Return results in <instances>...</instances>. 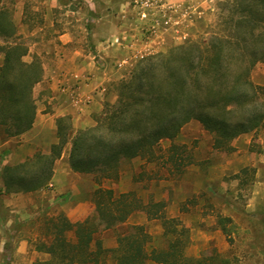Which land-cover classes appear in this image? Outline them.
<instances>
[{
    "label": "trees",
    "instance_id": "1",
    "mask_svg": "<svg viewBox=\"0 0 264 264\" xmlns=\"http://www.w3.org/2000/svg\"><path fill=\"white\" fill-rule=\"evenodd\" d=\"M0 53V133L12 137L32 126L33 89L44 68L41 57L29 52L7 7H0ZM258 62L264 63V0H222L215 27L206 38L138 60L116 84V100L104 103L93 125L73 131L68 117L57 118V143L48 153L37 151L3 166L0 193L32 192L46 186L67 143L70 168L94 174L97 183L116 179L123 160L156 159L159 142L173 141L191 120L213 134L214 148L229 150L235 136L264 129L262 87L251 79ZM92 202L90 220L73 222L63 213L43 217L45 238H39L35 247L49 258L33 264H104L109 251L114 264H236L215 249L209 255H186L183 226L177 230L176 218L150 214L149 209V217L160 218L163 234L169 236L165 246L148 249L151 236L145 226L129 225L117 233L115 247L104 248L96 234L118 227L139 203L130 192L115 194L101 186L94 189Z\"/></svg>",
    "mask_w": 264,
    "mask_h": 264
},
{
    "label": "rangeland",
    "instance_id": "2",
    "mask_svg": "<svg viewBox=\"0 0 264 264\" xmlns=\"http://www.w3.org/2000/svg\"><path fill=\"white\" fill-rule=\"evenodd\" d=\"M39 1L29 0L28 3L29 23L33 26L41 23L39 14L31 9L32 6H37ZM98 1L97 13L93 12L87 17L84 14L85 6L89 5L86 0H58V6L53 8L51 14L54 30H73L74 43L88 48L92 43V26L98 31L100 38L106 36L103 39L105 44L112 40L110 33H107L111 27H115V34H119L123 42L127 37L133 39L130 34L134 35L136 30L140 31L142 39H146L154 34L155 31L150 34L148 28L152 23L156 26L158 18L165 27L173 29L174 36L177 34V28L184 30L188 26H194L196 29L192 35L183 36L179 33L178 42H169L162 49L142 55L138 58L140 60L150 54L165 52L171 46L206 38L209 31L215 27L222 0H141V3L150 1L146 5L149 15L147 21H141L136 9H133L136 1L140 0L111 1L106 19H101L100 14L106 12L107 6L101 0ZM115 12H121V16L117 17L118 13ZM163 31L167 33L166 29ZM38 34L25 38L31 49H34L31 45L33 42L37 45V51L48 50L51 46L49 43L56 45L55 37L48 36L46 39L43 34ZM49 39L51 42L47 41ZM50 58L51 55H45L43 58L48 65L52 63ZM136 62L110 67V70L115 72L110 74L109 79L102 85L105 91L111 92L104 103H113L116 100V84L127 75ZM100 68L106 71L109 69L104 66ZM251 79L262 87L261 99L264 101L263 62L255 64ZM35 87L37 83L33 94L41 93V90H35ZM212 141L213 134L205 130L199 122L191 120L182 126L173 141L162 139L159 142L156 159L147 161L134 157L123 160L119 165L118 177L103 179L100 183L95 181L94 174L87 173V178L93 179L95 188H112L115 194L130 192L139 203V208L129 214L118 227L103 228L96 234L102 246L109 249L115 247L117 233L124 231L129 225L145 226L151 236L148 249L153 246H165L169 236H164L160 218L149 217V209L150 214L163 213L168 218H176L177 230L183 226L187 234V243L184 246L186 255H209L215 249L231 257L236 264H264V129L235 136L229 150L214 148ZM173 144L174 148L169 150ZM21 200L34 202L39 208L29 209L28 221L14 222L11 228L13 239H9L4 246L6 254H9L4 258V264H12L15 261L10 254L17 244V232L28 235L31 240L29 248L36 250L35 244L39 238H45L41 232L43 217L65 214L55 198L51 199L47 193L42 195L40 192H34L23 196ZM89 201L80 214H77L76 220L65 215L73 222L90 220L94 216V205L92 198ZM221 217L222 222H219ZM223 225L226 230H223ZM92 249H95L94 244ZM111 255L110 251L106 252L104 264H114ZM48 258L49 254L45 252L42 260ZM147 264L161 263L148 261Z\"/></svg>",
    "mask_w": 264,
    "mask_h": 264
},
{
    "label": "crops",
    "instance_id": "3",
    "mask_svg": "<svg viewBox=\"0 0 264 264\" xmlns=\"http://www.w3.org/2000/svg\"><path fill=\"white\" fill-rule=\"evenodd\" d=\"M101 1L106 4L107 10L100 14V18L106 19L109 15V3L116 0ZM86 2L89 5L85 6L84 14L88 17L93 12L97 13L96 3L99 1L86 0ZM28 3L29 0H0V7H7L11 11L17 31L24 39L39 33L38 35L43 34L46 39L48 36L55 37L57 43L56 45L49 43L50 48L41 51H37L35 42L31 44L34 49H31L30 43H27L29 52L36 53L43 61V78L35 87V90H41V93H34L36 113L32 126L28 130L12 137H4L0 133V172L3 166L23 161L37 151L48 153L51 146L58 141L57 118L68 117L73 131L93 125L95 117L101 113L103 103L111 93L105 91L102 86L105 80L109 79V75L115 72L110 70L111 66L133 64L144 54L162 49L169 42H178L179 33L183 36L192 35L196 30L194 26L183 28L184 30L177 28V34L174 36L173 29L165 27L158 18L154 34L146 39H142L140 31L136 30L134 35L130 34L133 39L127 37V40L123 42L119 34H115L117 32L115 27H111L107 33H110L112 40L109 39L110 42L105 44L103 39L106 36L102 35L103 39L100 38V34L92 26L91 46L84 48L74 43L73 30H54L51 14H53V8L58 6V0H40L37 6L31 7L33 12H37L40 16L41 23L38 26L29 23ZM136 3L133 9H136L138 18L141 21H147L149 15L146 6L141 3V0ZM142 12H146L145 18L140 16ZM115 13H118L117 17L121 16V12ZM164 29L167 33H164ZM47 41L51 42V39ZM45 55H51L50 65L44 62ZM2 59L3 54L0 53V64ZM99 65L109 67L108 71L101 69ZM43 82L44 84H41ZM69 147L70 144L67 143L60 157L55 160L51 178L46 186L32 192L0 193V264H4V258L7 255L5 244L9 239H13L11 228L14 222L28 221L29 209L39 208L36 203H30L29 200L23 202L21 200L23 196L34 192H40L42 195L47 193L51 199L55 198L59 208L70 219L75 220L78 218L77 214L90 202L95 183L91 177L87 178V173L75 172L70 168ZM73 216L75 218H71ZM15 237L17 244L11 250L10 256L17 262L13 261L12 264H32L35 260H42L45 252L37 250L36 247V250L33 248L31 250L28 235L17 232Z\"/></svg>",
    "mask_w": 264,
    "mask_h": 264
},
{
    "label": "built area",
    "instance_id": "4",
    "mask_svg": "<svg viewBox=\"0 0 264 264\" xmlns=\"http://www.w3.org/2000/svg\"><path fill=\"white\" fill-rule=\"evenodd\" d=\"M142 3H143V5H145V6L148 4L147 1H144V2H142ZM140 16H141L142 18H145V17H146V12H142ZM148 31H149L150 34H152V33L155 31V26H154V24H150V25H149Z\"/></svg>",
    "mask_w": 264,
    "mask_h": 264
}]
</instances>
